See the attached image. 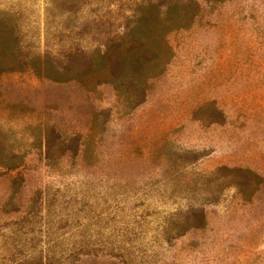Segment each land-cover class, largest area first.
Returning a JSON list of instances; mask_svg holds the SVG:
<instances>
[{
  "label": "rangeland",
  "instance_id": "rangeland-1",
  "mask_svg": "<svg viewBox=\"0 0 264 264\" xmlns=\"http://www.w3.org/2000/svg\"><path fill=\"white\" fill-rule=\"evenodd\" d=\"M145 1L0 9L26 50L80 58ZM199 4L136 105L0 75V264H264V0Z\"/></svg>",
  "mask_w": 264,
  "mask_h": 264
},
{
  "label": "trees",
  "instance_id": "trees-1",
  "mask_svg": "<svg viewBox=\"0 0 264 264\" xmlns=\"http://www.w3.org/2000/svg\"><path fill=\"white\" fill-rule=\"evenodd\" d=\"M199 5V0L140 2L131 8L121 33H106L94 51H81L80 58L26 50L18 17L0 9V75L29 71L52 82H72L86 91L107 84L130 106L136 105L144 100L147 82L161 74L169 60L168 35L191 25L199 14ZM232 172L251 175L238 168ZM195 221L203 225L201 211ZM35 261L51 264L41 257Z\"/></svg>",
  "mask_w": 264,
  "mask_h": 264
}]
</instances>
